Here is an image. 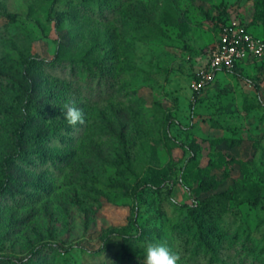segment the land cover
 Wrapping results in <instances>:
<instances>
[{"label":"rangeland","instance_id":"374dc122","mask_svg":"<svg viewBox=\"0 0 264 264\" xmlns=\"http://www.w3.org/2000/svg\"><path fill=\"white\" fill-rule=\"evenodd\" d=\"M229 20L264 42V0H0V264H264V55L190 87Z\"/></svg>","mask_w":264,"mask_h":264},{"label":"built area","instance_id":"2783aa9c","mask_svg":"<svg viewBox=\"0 0 264 264\" xmlns=\"http://www.w3.org/2000/svg\"><path fill=\"white\" fill-rule=\"evenodd\" d=\"M264 55V42L246 24L229 20L222 24L221 35L209 53L206 63L198 68L190 81L193 90L208 86L219 70H235L253 58Z\"/></svg>","mask_w":264,"mask_h":264},{"label":"clouds","instance_id":"9594fccd","mask_svg":"<svg viewBox=\"0 0 264 264\" xmlns=\"http://www.w3.org/2000/svg\"><path fill=\"white\" fill-rule=\"evenodd\" d=\"M62 114L70 126L85 123L84 113L74 103H65L62 106ZM142 247L145 253L143 264H178L181 259L179 245L177 250L173 251L166 243H154L149 240Z\"/></svg>","mask_w":264,"mask_h":264},{"label":"trees","instance_id":"16d2710c","mask_svg":"<svg viewBox=\"0 0 264 264\" xmlns=\"http://www.w3.org/2000/svg\"><path fill=\"white\" fill-rule=\"evenodd\" d=\"M228 21H225V23H227ZM193 77V76H192ZM224 193H221V195H223ZM258 259H260V260H263V258H262V255H258Z\"/></svg>","mask_w":264,"mask_h":264}]
</instances>
